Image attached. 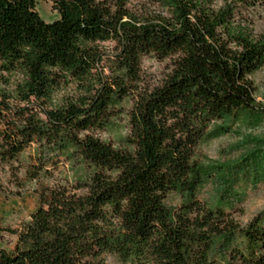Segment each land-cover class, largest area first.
<instances>
[{
    "label": "trees",
    "instance_id": "16d2710c",
    "mask_svg": "<svg viewBox=\"0 0 264 264\" xmlns=\"http://www.w3.org/2000/svg\"><path fill=\"white\" fill-rule=\"evenodd\" d=\"M49 1L0 0V189L36 200L0 264H264V216L197 194L206 128L256 108L264 38L237 12L258 0Z\"/></svg>",
    "mask_w": 264,
    "mask_h": 264
},
{
    "label": "rangeland",
    "instance_id": "374dc122",
    "mask_svg": "<svg viewBox=\"0 0 264 264\" xmlns=\"http://www.w3.org/2000/svg\"><path fill=\"white\" fill-rule=\"evenodd\" d=\"M214 0L213 5L221 4ZM49 0H37L35 10L44 21L57 18ZM126 6L133 12H149L155 9L147 0H126ZM156 10V9H155ZM237 19L242 20L251 35L264 38V0L245 5L238 10ZM239 22V21H237ZM106 49L111 42L102 43ZM141 84L152 86L166 73L165 64L145 58L141 64ZM254 84L253 97L256 105L252 112L238 113L212 121L205 130L200 143L198 197L207 205L218 204L230 212L235 222L245 225L253 216H264V67L251 75ZM119 129L113 130L118 134ZM3 185V184H2ZM0 189V237L4 246H11L15 236L2 230L15 228L36 205L34 196L28 190L10 194V187ZM180 196L176 193L167 197L166 204L173 206ZM106 264H119L109 255L104 256Z\"/></svg>",
    "mask_w": 264,
    "mask_h": 264
}]
</instances>
